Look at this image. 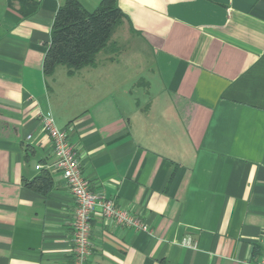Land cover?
<instances>
[{
  "label": "crops",
  "instance_id": "crops-1",
  "mask_svg": "<svg viewBox=\"0 0 264 264\" xmlns=\"http://www.w3.org/2000/svg\"><path fill=\"white\" fill-rule=\"evenodd\" d=\"M78 1L88 13L100 2ZM28 2L24 14L26 3L0 0V264H71L75 202L50 168L41 116L68 129L89 188L148 224L96 213L85 264L262 256L264 0H116L128 46L111 40L94 66L51 76L64 0ZM42 171L49 187H28Z\"/></svg>",
  "mask_w": 264,
  "mask_h": 264
},
{
  "label": "trees",
  "instance_id": "trees-1",
  "mask_svg": "<svg viewBox=\"0 0 264 264\" xmlns=\"http://www.w3.org/2000/svg\"><path fill=\"white\" fill-rule=\"evenodd\" d=\"M19 1L26 3L24 14H30L37 8L35 2ZM122 12L116 0H100L89 13L78 0H64L53 19L50 44L43 61L44 75L51 76L58 66L65 67L68 75L94 66L98 53L112 44V35L124 18ZM111 48L116 50L114 44ZM48 179V172L42 171L26 185L45 191L49 187Z\"/></svg>",
  "mask_w": 264,
  "mask_h": 264
},
{
  "label": "built area",
  "instance_id": "built-area-1",
  "mask_svg": "<svg viewBox=\"0 0 264 264\" xmlns=\"http://www.w3.org/2000/svg\"><path fill=\"white\" fill-rule=\"evenodd\" d=\"M42 128L52 143L54 162L50 168L58 171L70 188L75 202L71 221L73 253L71 264H85L90 253L91 219L97 213L106 223L124 225L145 231L147 225L130 210L118 206L113 199L91 190L88 180L82 176L77 152L69 141L67 128H59L50 116H41ZM30 137V136H28ZM248 264H264V254Z\"/></svg>",
  "mask_w": 264,
  "mask_h": 264
},
{
  "label": "rangeland",
  "instance_id": "rangeland-1",
  "mask_svg": "<svg viewBox=\"0 0 264 264\" xmlns=\"http://www.w3.org/2000/svg\"><path fill=\"white\" fill-rule=\"evenodd\" d=\"M132 37V33L127 30V27L124 25V22L122 20L121 24L116 28L115 32L113 33L111 40H117L120 44H122V46L126 47L128 45L125 44H127L128 40H130V38ZM146 59L147 58L145 57V61ZM144 67H150V65L144 64Z\"/></svg>",
  "mask_w": 264,
  "mask_h": 264
}]
</instances>
